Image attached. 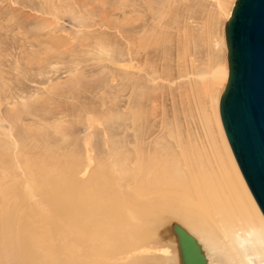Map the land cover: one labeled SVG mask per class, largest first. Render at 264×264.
I'll return each instance as SVG.
<instances>
[{
  "label": "rangeland",
  "instance_id": "1",
  "mask_svg": "<svg viewBox=\"0 0 264 264\" xmlns=\"http://www.w3.org/2000/svg\"><path fill=\"white\" fill-rule=\"evenodd\" d=\"M234 1L0 0V197L30 182L99 193L102 179L140 209L134 190L157 163L214 165L218 150L234 173L210 78L227 65ZM134 226L130 264H177L172 237Z\"/></svg>",
  "mask_w": 264,
  "mask_h": 264
},
{
  "label": "bare ground",
  "instance_id": "2",
  "mask_svg": "<svg viewBox=\"0 0 264 264\" xmlns=\"http://www.w3.org/2000/svg\"><path fill=\"white\" fill-rule=\"evenodd\" d=\"M230 12L225 13L226 20ZM227 75L226 65L213 70L210 78L224 89ZM218 104L217 124L234 173L218 150L214 165H202L184 154L182 161L157 163L149 167L152 175L147 177V172L134 190L146 198L140 209L122 195L116 181L100 179L99 193L78 195L71 189L65 195L57 193V180L51 191L47 187L48 194L35 192L32 182H26L22 193L14 196L8 190L0 197V264H130L137 221L155 225L152 230L160 239L165 235L174 239L177 264L172 226H181L212 264L206 246L216 247L223 225L240 226L245 219L264 218L232 154ZM150 214L154 216L147 218Z\"/></svg>",
  "mask_w": 264,
  "mask_h": 264
},
{
  "label": "water",
  "instance_id": "3",
  "mask_svg": "<svg viewBox=\"0 0 264 264\" xmlns=\"http://www.w3.org/2000/svg\"><path fill=\"white\" fill-rule=\"evenodd\" d=\"M227 80L219 117L239 170L264 216V0H235L224 23ZM180 264H208L197 240L173 224Z\"/></svg>",
  "mask_w": 264,
  "mask_h": 264
},
{
  "label": "clouds",
  "instance_id": "4",
  "mask_svg": "<svg viewBox=\"0 0 264 264\" xmlns=\"http://www.w3.org/2000/svg\"><path fill=\"white\" fill-rule=\"evenodd\" d=\"M214 252L224 264H264V218L223 225Z\"/></svg>",
  "mask_w": 264,
  "mask_h": 264
}]
</instances>
